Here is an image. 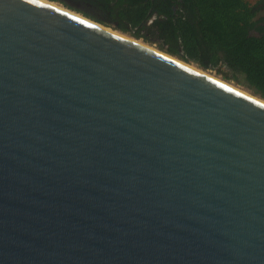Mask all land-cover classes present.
Here are the masks:
<instances>
[{"label":"water","instance_id":"water-1","mask_svg":"<svg viewBox=\"0 0 264 264\" xmlns=\"http://www.w3.org/2000/svg\"><path fill=\"white\" fill-rule=\"evenodd\" d=\"M178 61L0 0V264H264V104Z\"/></svg>","mask_w":264,"mask_h":264},{"label":"trees","instance_id":"trees-1","mask_svg":"<svg viewBox=\"0 0 264 264\" xmlns=\"http://www.w3.org/2000/svg\"><path fill=\"white\" fill-rule=\"evenodd\" d=\"M47 1L264 100V0Z\"/></svg>","mask_w":264,"mask_h":264},{"label":"bare ground","instance_id":"bare-ground-1","mask_svg":"<svg viewBox=\"0 0 264 264\" xmlns=\"http://www.w3.org/2000/svg\"><path fill=\"white\" fill-rule=\"evenodd\" d=\"M39 1H42V2H44V3H46V4H48V5H51V6L55 7V8H57V9H60V10H62V11H64V12H66V13H68V14H71V15H73V16H75V17L81 19V20H84V21H86V22H88V23H90V24H92V25L98 26V27H100V28H102V29H105V30H107V31H109V32H112V33H114V34H116V35H118V36H121V37H123V38H126V39H128V40H130V41H132V42H134V43H136V44H138V45H141V46H143V47H145V48H147V49H150V50H152V51H154V52H156V53H159V54H161V55H163V56H165V57H167V58H169V59H172V60H174V61H178V60H176V59H174V58H172V57H170V56L164 54L163 52H160L159 50H157V49L154 48V47L148 46V45H146V44H144V43H141L140 41L134 40V39H132V38H130V37H127V36L124 35V34H121V33H119V32H116V31H114V30H111V29H108V28L102 27V26H100V25H97L96 23L92 22L91 20H89V19H87V18H84V17L81 16L80 14L75 13V12H72V11L66 9V8H62L60 5H58V4L54 3V2H49V1H47V0H39ZM178 62H179V61H178ZM180 63H181V61H180ZM182 63H183V65H186L187 67H189V68H191V69H194L195 71L199 72L200 74H203V75H205V76H207V77H209V78H211V79H213V80H215V81H217V82H221V83L224 84L225 86H228V87L232 88L233 90L238 91V92L244 94L245 96H248V97H250V98H252V99H255V100L261 102L262 104H264V100H260V99H258V98H256V97L252 96L250 93H247V92L244 91V90H241V89H239V88H237V87H233L232 85H230V84H228V83H225V82L219 80L218 78H216V77H214V76H212V75H209L208 73H206V72H204V71L199 70L197 67H195V66L192 65V64L184 63V62H182Z\"/></svg>","mask_w":264,"mask_h":264},{"label":"rangeland","instance_id":"rangeland-1","mask_svg":"<svg viewBox=\"0 0 264 264\" xmlns=\"http://www.w3.org/2000/svg\"><path fill=\"white\" fill-rule=\"evenodd\" d=\"M257 1H262V0H250V2L251 3H255V2H257ZM59 5V4H58ZM61 6V5H60ZM62 8H65L64 6H61ZM112 30V29H111ZM141 42V41H140ZM141 43H143V42H141ZM145 44V43H144ZM147 45V44H146ZM149 46V45H148ZM152 47V46H151ZM155 48V47H154ZM193 65V64H192ZM196 67V66H195ZM205 72V71H204ZM206 73H208V72H206ZM209 75H212V76H215V74L214 73H208ZM216 77V76H215ZM219 79V78H218ZM228 84H230V83H228ZM230 85H232V84H230ZM233 86V85H232ZM233 87H235V86H233ZM238 88V87H237ZM240 89V88H239ZM242 90V89H241Z\"/></svg>","mask_w":264,"mask_h":264},{"label":"flooded vegetation","instance_id":"flooded-vegetation-1","mask_svg":"<svg viewBox=\"0 0 264 264\" xmlns=\"http://www.w3.org/2000/svg\"><path fill=\"white\" fill-rule=\"evenodd\" d=\"M69 5H72V6H74V7H78V5H76V4H74L73 2H71V1H69V2H67Z\"/></svg>","mask_w":264,"mask_h":264}]
</instances>
